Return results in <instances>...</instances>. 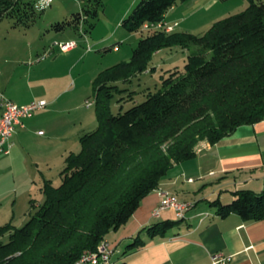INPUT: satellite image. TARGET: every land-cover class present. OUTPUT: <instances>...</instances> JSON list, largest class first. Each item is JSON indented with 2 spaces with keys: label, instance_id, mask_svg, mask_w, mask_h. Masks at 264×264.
Returning <instances> with one entry per match:
<instances>
[{
  "label": "trees",
  "instance_id": "obj_1",
  "mask_svg": "<svg viewBox=\"0 0 264 264\" xmlns=\"http://www.w3.org/2000/svg\"><path fill=\"white\" fill-rule=\"evenodd\" d=\"M188 1L142 0L122 21L141 39L129 61L100 72L93 81L98 127L80 138L78 154L66 158L60 186L44 181L45 201L30 220L22 228L10 223L0 227V264H76L126 225L175 165L196 156L200 142L215 145L241 126L264 121V4L245 0L249 6L244 12L216 23L202 37L143 29L166 21L174 6ZM86 13L97 16L96 10ZM35 15V1L0 0V22L10 18L14 27H29ZM85 21L79 13L54 28L78 31ZM191 46H200L210 59L191 53L184 71L163 78L161 89L144 102L112 113V99L125 92L119 83L148 71L157 52ZM232 195L228 203L210 202L219 217L235 213L245 222L264 221V191L241 189ZM180 223L166 221L149 232L164 235ZM143 245L138 236L128 249Z\"/></svg>",
  "mask_w": 264,
  "mask_h": 264
},
{
  "label": "crops",
  "instance_id": "obj_2",
  "mask_svg": "<svg viewBox=\"0 0 264 264\" xmlns=\"http://www.w3.org/2000/svg\"><path fill=\"white\" fill-rule=\"evenodd\" d=\"M186 3L174 6L167 14L166 22L176 21L170 18L179 14ZM65 41L76 40L61 39L59 42ZM119 50L114 48L116 52ZM90 54L79 50L77 42V47L72 51L60 53L54 50L50 57L52 59L48 60L47 57L44 61H35L29 68L19 67L15 74L5 78L0 92L17 105H28L39 100L48 103L44 111L24 119V127H16L13 137L5 146L9 152L1 153L10 157L6 164L13 165L16 162L20 166L24 163V142L29 132L52 136L64 142L67 136H63V129L59 130L61 135L56 132V136L52 132L53 113L58 116L57 120L80 112L78 123L81 129L76 130V133L73 131L76 136L74 146L80 144L87 125H93L94 122L93 119H88L90 124L84 121L88 117L82 112L89 107L85 106L82 95L79 98V93L83 90L93 91V81L100 71L93 74L94 69L91 67L88 72L81 69L77 79L73 78L74 82L77 81L73 91H70V81L74 71ZM82 72L85 79L82 78ZM75 126L69 128L72 130ZM62 145L59 144V147L71 144L65 142ZM68 151L65 149L62 155L64 163L74 153ZM189 179L193 181L189 182ZM30 183L34 185L37 181ZM43 185L44 182L39 186L41 191ZM241 189L256 193L264 191V121L241 126L215 145L202 141L197 145L193 159L175 165L162 179L159 188L141 202L129 222L106 236L105 240L113 248L110 264L121 261L128 264H214L213 257L218 254L226 257L227 264H264V221L245 222L235 213L221 218L217 208L210 205L216 200L222 203L232 201V193ZM160 193H170L182 202L193 204L185 219H178L173 209L162 211L159 217L153 216L161 202ZM30 202L31 209L41 204L32 198ZM15 203L16 200L12 206ZM14 219L12 216L10 221ZM180 220L179 225L166 230L164 235L152 236L149 232L157 224ZM138 236L144 245L129 250L128 246Z\"/></svg>",
  "mask_w": 264,
  "mask_h": 264
},
{
  "label": "rangeland",
  "instance_id": "obj_3",
  "mask_svg": "<svg viewBox=\"0 0 264 264\" xmlns=\"http://www.w3.org/2000/svg\"><path fill=\"white\" fill-rule=\"evenodd\" d=\"M32 1L37 4L39 0ZM99 1L100 4L96 0H54L50 7L44 10L36 9L35 20L29 27H14V21L10 18L2 20L0 22L1 90L5 78L15 74L19 67H31L30 65L37 62L38 54L41 56L45 51L51 49L54 42H59L61 39H75L78 42L79 50L81 49L83 53L91 52L90 56L85 58L80 67L72 74L70 91L75 88L74 84L77 81L74 82L73 78L77 79L78 74H81V69L88 72L91 67L94 69V74L96 71L102 72L122 61H129L133 50L138 47L141 34L128 32L123 28L122 21L142 0ZM257 1L264 4V0ZM183 5L184 8L179 10V14L170 18V20H176L172 23L178 22L179 26L171 33L162 30L167 35L183 33L202 37L216 23L244 12L249 3L245 0H190ZM93 10L97 11V16L87 17L86 11ZM79 13L86 18V21L80 24L78 31L71 26L62 31L54 28L55 24L71 21L74 15ZM186 14L188 15L186 16ZM92 24L93 28L90 26ZM115 47L120 48L119 52L114 51ZM54 50L60 52L58 48H54L52 53ZM52 53L49 54L48 60L52 59L50 58ZM191 53H202L207 59L211 57V54L204 52L200 46H191L187 49L172 47L157 52L153 56L148 71L139 74L130 82L118 84L119 88L125 92L116 93L112 99V113L117 115L128 110L134 104L144 102L149 93H155L161 89L163 78L166 79L172 73L184 71ZM83 72L82 78L85 79ZM81 95L83 99L85 98V106L89 107L84 108L85 110L82 112L86 113L88 117L84 121L90 124L93 119L94 122L93 125H87V129L83 133L85 135L96 130L98 121L96 113H94L93 91L83 90L79 93L80 99ZM88 102L90 104H87ZM79 114V111L74 112L73 115L70 114L56 120L58 116L53 113L52 132L54 134L58 132L57 134L61 135L59 130L63 129V136L71 137L64 138L62 143L60 139L52 136L45 137L34 132L27 133L24 142V163L20 166H17L16 162L13 165L6 164V160L10 157L0 153V227L10 223L16 228H22L26 224L25 222L45 201V196L39 189L45 180L51 181L55 187L60 186V172L66 167V163L62 160L64 150L67 149L68 152L75 154L81 151V144L77 147L73 144L76 140L74 132L81 129L78 123ZM73 125L76 126L71 130ZM65 142L71 145L63 148L62 144ZM59 144L62 146L59 147ZM33 180L37 183L31 185L30 182ZM31 198L41 204L34 205L32 206L34 209H31ZM15 200V206H12ZM12 216L15 217L13 222L10 221ZM3 241H8V235L4 237ZM19 255L20 253L15 254L14 258Z\"/></svg>",
  "mask_w": 264,
  "mask_h": 264
},
{
  "label": "built area",
  "instance_id": "obj_4",
  "mask_svg": "<svg viewBox=\"0 0 264 264\" xmlns=\"http://www.w3.org/2000/svg\"><path fill=\"white\" fill-rule=\"evenodd\" d=\"M54 0H39L36 4V9L44 10L52 5ZM178 27V22L169 23L161 21L154 25H144V30H160L171 29ZM77 47L76 41L54 42L51 49L45 51L38 57L37 61H44L54 48H58L62 53H68ZM87 104H90L89 102ZM48 106L47 101L39 100L31 102L28 105H17L8 99L2 92H0V153H8L5 149L6 143L13 137L16 127L22 125L24 119L31 118L37 111L43 110ZM24 127V126H23ZM189 179V182H192ZM160 205L154 210L153 216L159 217L161 212L168 209H173L178 219H185L186 214L193 207L190 202H182L170 193H160ZM113 255V248L107 240L102 246L101 253H91V256L86 258L83 264H103L104 262H111ZM214 264H227V259L221 254L213 257Z\"/></svg>",
  "mask_w": 264,
  "mask_h": 264
},
{
  "label": "bare ground",
  "instance_id": "obj_5",
  "mask_svg": "<svg viewBox=\"0 0 264 264\" xmlns=\"http://www.w3.org/2000/svg\"><path fill=\"white\" fill-rule=\"evenodd\" d=\"M176 29V27H173V28H171V29H160V30H164V31H166V32H173L174 30ZM104 243H105V240L101 243V245H100V249H99V251L98 252H96V253H101V249H102V246L104 245ZM91 256V253H89L88 255H86V256H84V257H82L76 264H83L84 263V261L86 260V258H88V257H90ZM103 264H110V262H104Z\"/></svg>",
  "mask_w": 264,
  "mask_h": 264
}]
</instances>
